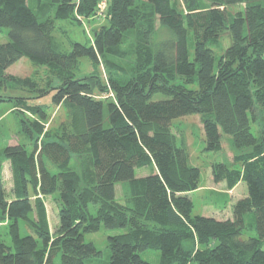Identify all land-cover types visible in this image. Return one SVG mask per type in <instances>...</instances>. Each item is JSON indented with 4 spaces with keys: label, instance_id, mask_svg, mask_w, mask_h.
<instances>
[{
    "label": "trees",
    "instance_id": "1",
    "mask_svg": "<svg viewBox=\"0 0 264 264\" xmlns=\"http://www.w3.org/2000/svg\"><path fill=\"white\" fill-rule=\"evenodd\" d=\"M101 1L0 0V29H8L0 88L20 91L0 101L13 100L33 135L30 150L23 142L0 148L13 193L7 202L0 176V264H57V257L60 264H154L140 255L148 249L159 252L156 264H264V0H104L100 10ZM158 20L171 37L155 45ZM222 35L229 44L217 58L210 43ZM23 56L44 76L38 68L7 72ZM82 58L91 72L81 73ZM46 94L69 111L68 124L45 128L46 107L28 99ZM192 113L200 114L205 150L221 149L222 132L241 148L231 163L211 164L213 180L228 190L246 184L231 218L191 215L200 168L170 129ZM84 154L90 172L80 179L71 159ZM145 166L153 170L137 177ZM48 195L58 202L53 231ZM248 212L255 236L243 235ZM100 225L124 230L107 237L106 258L84 239Z\"/></svg>",
    "mask_w": 264,
    "mask_h": 264
},
{
    "label": "rangeland",
    "instance_id": "2",
    "mask_svg": "<svg viewBox=\"0 0 264 264\" xmlns=\"http://www.w3.org/2000/svg\"><path fill=\"white\" fill-rule=\"evenodd\" d=\"M206 3V0L204 1ZM240 9V5L231 6L229 11L234 12ZM58 21L56 22V24ZM68 27L66 26L68 33ZM89 27V26H88ZM78 30V27H76ZM86 31V30H85ZM89 31V29H88ZM70 34V33H69ZM55 37L61 39L68 45L67 38L63 37V34L59 29L55 31ZM171 37V31L168 27L161 25L159 20L156 22V31L153 34L151 41L157 45L162 40ZM82 42H85L83 35L80 36ZM188 47L190 57L193 58V38L191 32L188 38ZM8 40V29H0V43ZM229 44V38L227 35H222L218 41L210 43V47L214 50L215 56L218 58L223 51V48ZM86 59L82 58L81 73L91 72V66L85 62ZM36 68L39 75L44 76L45 70L32 65L30 59L27 56L21 57L15 63L7 68V72L19 76L31 75ZM43 82V81H42ZM20 91L12 86L0 88V95H18ZM30 104H42L46 107L48 120L45 123V128L52 130L55 129L60 123H69L70 116L69 111L63 106H53L51 101V94H46L42 97L28 99ZM13 100L0 101V148L9 145L16 144L17 142L26 143L27 148L30 150L33 146V135L31 137L22 129L21 118L17 115L13 108ZM27 116L29 114L27 113ZM255 127V125H254ZM258 130V128H257ZM171 133L175 136L176 141L179 143L181 139H184L189 154L188 162L192 165H196L200 168V182L199 188L190 192L189 197L193 201V207L191 215H207L217 219L231 218V206L232 204L243 197L247 193V187L244 182L238 183L236 189L231 193L222 192L225 189L222 183H217L213 180L211 174V164L213 162H226L231 163L232 155L239 153L241 148H236L232 144V137L229 134L221 133V149L217 151H207L205 147V139L200 120L199 113H192L184 116L174 118L171 124ZM71 166L74 172L81 179L84 170L90 172V162L87 154L82 156H72ZM153 170L152 166H145L136 168L135 175L142 177L149 174ZM0 176L4 192L6 194L7 202L12 203V171L8 161H4L0 166ZM224 183V181H223ZM125 183H117L116 198L118 201L123 202ZM33 196L30 195V201L33 200ZM45 204L50 229L53 231L58 224V202L53 195L43 197ZM92 212L94 208L91 207ZM33 212V211H32ZM33 214V213H32ZM245 229L243 235H256L255 220L252 212H248L244 215ZM1 226H5V223ZM124 231L123 229H110L104 225H100V228L95 232H87L84 234L85 241L94 243L96 248L102 251L103 257L106 258L109 250L107 247V237L111 234H116ZM141 257L151 263L156 264L159 261V252L157 250L148 249L140 253ZM56 263L60 264V257L56 258Z\"/></svg>",
    "mask_w": 264,
    "mask_h": 264
},
{
    "label": "crops",
    "instance_id": "3",
    "mask_svg": "<svg viewBox=\"0 0 264 264\" xmlns=\"http://www.w3.org/2000/svg\"><path fill=\"white\" fill-rule=\"evenodd\" d=\"M217 183H222L223 184V186L225 187V189H222V192H227V193H231V192H233L235 189H236V187H237V185L235 186V187H233L232 189H230V190H228L227 188H226V184H225V182L223 183V181H220V182H217ZM240 183V182H239Z\"/></svg>",
    "mask_w": 264,
    "mask_h": 264
},
{
    "label": "built area",
    "instance_id": "4",
    "mask_svg": "<svg viewBox=\"0 0 264 264\" xmlns=\"http://www.w3.org/2000/svg\"><path fill=\"white\" fill-rule=\"evenodd\" d=\"M105 4L104 0L99 3L100 10L104 8Z\"/></svg>",
    "mask_w": 264,
    "mask_h": 264
}]
</instances>
